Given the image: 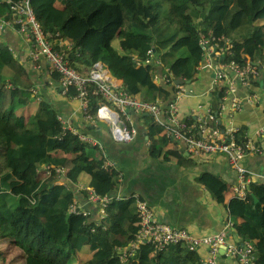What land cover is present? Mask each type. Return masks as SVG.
I'll return each mask as SVG.
<instances>
[{
	"label": "trees",
	"instance_id": "16d2710c",
	"mask_svg": "<svg viewBox=\"0 0 264 264\" xmlns=\"http://www.w3.org/2000/svg\"><path fill=\"white\" fill-rule=\"evenodd\" d=\"M24 1L0 0V22L11 23L5 29L11 25L20 28L16 20L25 15L20 16L14 6ZM29 2L42 29L54 35L55 48L66 54L73 67L83 71V67L89 69L103 62L112 75L123 80L122 89L146 101L161 97L167 102L173 96L169 83L155 82L158 68L154 64L136 65L134 56L143 58L148 50L173 80H193L199 72L205 52L199 44L202 34L220 38L224 48L231 45L233 55L224 51L222 62L235 60L243 64L248 55L252 62L264 63V0ZM151 21L156 22L152 25ZM115 39L122 41V51L114 47ZM60 40L64 41L62 45ZM66 43L71 44L69 49ZM7 67L16 76L4 79ZM18 74L24 77L19 79ZM52 76L60 82L59 74ZM21 81L33 83L18 63L11 44L0 37V260L4 256L3 264H124L117 248L128 245L140 228L136 197L121 199L113 195L121 185L119 171L112 166L105 168L109 159L101 156L99 145L81 140L64 127L56 110V116L39 106L35 112H25L34 102L43 105L47 99L38 91L32 92L34 85L25 86ZM76 93L71 87L65 95ZM224 96L225 88L215 89L211 104L214 114L219 110L217 101ZM100 99L90 93L89 113H94ZM149 116L145 115L152 121L150 151L154 157L170 158L176 154L167 149L171 139ZM185 119L198 125L194 116ZM47 165L52 167L50 175L46 173ZM59 168L66 169V175ZM83 171L91 176L85 185L101 197L113 196L99 220L91 212L95 206L88 202L90 191L79 186ZM202 181L219 199L227 189L213 176H204ZM74 200L90 215L70 213ZM229 214L234 223L232 233L242 241L256 240L255 264H264V185L250 183L245 201L231 199ZM132 261L201 264L200 255L184 244H172L157 253L153 246L143 245L129 263Z\"/></svg>",
	"mask_w": 264,
	"mask_h": 264
},
{
	"label": "built area",
	"instance_id": "2783aa9c",
	"mask_svg": "<svg viewBox=\"0 0 264 264\" xmlns=\"http://www.w3.org/2000/svg\"><path fill=\"white\" fill-rule=\"evenodd\" d=\"M14 9L20 16L25 15L24 18H18L16 23L20 25L19 30L23 34L24 40L31 47V57L38 59L42 55L49 61L52 74L55 73L60 76L58 84L63 88L62 94H66V91L71 87L75 88L77 93L74 96L81 101V108L86 117L109 122L112 125L114 138L128 142L133 139L135 131L133 128H128L127 121L122 120L121 116H127L130 111L138 114L150 113L154 122L164 128L166 137L175 141H183L191 154L198 157L208 155L226 157L238 177V182L234 186V198L243 201L247 199L250 183L254 179L251 172L244 166L243 160L249 154L264 151V128H259L251 135L243 132L242 136L239 137L240 131L238 129L222 127L223 125L219 121L220 117L218 118L220 109L218 110L219 113L214 114L210 105L204 113H201L199 111L202 108L201 104L190 115L195 117L198 125L189 124L179 111V102L184 95V88L182 85L175 84L171 74L168 75L161 62L152 55V50H148L143 58H138L135 55L134 61L137 66L154 64L158 68L154 77L155 82L162 83V85L169 83L168 88L173 92L172 98L167 102L161 97H157L155 101H146L130 95L117 85L115 76L103 62H97L87 73H81L72 66L66 54H62L55 48L52 41L54 35L42 29L29 0H25L22 5L15 4ZM10 24V22H0V31H3ZM219 39L214 35L212 37L205 34L200 36L199 44L205 52L204 61L198 67L199 70L215 73L213 77L214 88H218V91L225 88V94L234 93L240 85L245 87L254 85L255 80L264 72V63L254 64L248 58L247 62L243 64L235 60L222 62L223 52L226 51L228 56H232L233 51L230 44L226 48L222 47ZM63 43L64 41H59L60 45ZM66 45L68 49L71 47L70 43H66ZM218 66L221 71L217 70ZM90 93L101 98L94 113L88 112ZM164 105H168V107L164 108ZM232 105L239 107V101L234 99ZM116 113L118 114L117 119L119 116L120 121L125 126H121L116 121ZM57 118L64 127L68 128L62 115H58ZM126 118L129 120L128 117ZM71 131L83 141L94 145L97 143L86 134L75 130ZM111 166L115 167L114 162L106 160L104 167ZM45 169L46 173L50 175L52 167L47 165ZM58 171L64 173L63 168H59ZM81 187L86 188L84 185ZM86 189L90 191L88 201L100 208L101 217L105 216V207L113 196L101 197L91 187ZM136 204L140 228L128 245L117 248V255L121 263L128 264L135 256L136 251L143 245L153 246L155 253H157L169 245L184 244L190 251H195L200 255L201 264H220L222 259L227 260V264H255L257 258L256 240L242 241L237 235H234L232 233L234 223L230 219L222 231L196 235L186 228L174 227L161 221L155 216L146 200L136 196ZM69 212L76 215H90L89 211L82 209L78 200L73 201ZM233 238H235V242L232 241ZM204 250L205 253H203Z\"/></svg>",
	"mask_w": 264,
	"mask_h": 264
},
{
	"label": "crops",
	"instance_id": "0c3cea01",
	"mask_svg": "<svg viewBox=\"0 0 264 264\" xmlns=\"http://www.w3.org/2000/svg\"><path fill=\"white\" fill-rule=\"evenodd\" d=\"M0 36L6 43L11 44L18 62L22 63L32 78L35 89L58 112L57 116L64 117L68 129L92 137L100 147L101 156L114 162L121 183L114 196L121 199L140 197L148 202L155 216L161 221L174 227L186 228L196 235L222 231L228 220L232 221L229 204L235 197L234 186L238 177L226 157H198L188 151L183 141L175 140L167 145V149L176 151L175 155L170 158L164 155L154 157L149 148L152 121L135 112H130L127 116L120 115L122 120L129 123L128 128L134 129L133 139L128 142L116 140L109 122L86 117L78 98L62 94L58 82L53 79L49 61L42 55L38 59L31 57L30 45L18 29L11 25ZM82 69L81 73H87L90 68ZM115 82L120 87L123 84L121 78L115 77ZM190 84L192 88H184L185 95L179 102V111L183 118L190 116L199 104L202 106L199 111L204 113L214 103L212 72L199 70L195 78L190 80ZM234 99L239 101V107H233ZM217 105L223 128L233 127L239 131L244 130L249 135L264 128V72L255 80L254 85H240L234 93H226L223 99L217 101ZM117 115L116 113V121ZM98 122L108 126H102ZM243 164L251 172L254 182L264 185V151L247 155ZM208 175L227 186L220 196L221 199L215 197L202 181ZM83 184L88 187L84 182ZM79 186H82L81 182ZM86 205L89 204L86 202ZM94 206L96 208L92 207L91 212L98 218V206ZM233 234L236 235L234 232ZM227 262L220 260V264Z\"/></svg>",
	"mask_w": 264,
	"mask_h": 264
},
{
	"label": "rangeland",
	"instance_id": "374dc122",
	"mask_svg": "<svg viewBox=\"0 0 264 264\" xmlns=\"http://www.w3.org/2000/svg\"><path fill=\"white\" fill-rule=\"evenodd\" d=\"M155 22L156 21H151V24L152 25H154L155 24ZM1 38H2V36H0ZM114 47L116 48V50H118V51H122V49L124 48V46H123V44H122V41H120V40H118V39H115L114 41ZM126 45H127V43H125ZM125 48H126V46H125ZM246 58H248L249 60H250V56H248V55H246ZM156 59V58H155ZM204 61V60H203ZM202 61V62H203ZM251 61V60H250ZM19 63V62H18ZM254 64L255 63H259V62H253ZM20 65H22V63L20 62ZM5 70H7L6 71V74L4 75V79H10L9 77H12V76H16V72H14V70L12 69V68H6ZM5 73V72H4ZM19 75V74H18ZM24 77V75L23 74H20L19 75V79H21V78H23ZM25 83L23 84V82L21 81V84H23V85H25V86H28V85H33V83L31 82V81H24ZM182 87L183 88H185V89H191L192 88V84H190V83H185V84H183L182 85ZM38 90L37 89H34L33 88V93H35V92H37ZM185 90H184V95H185ZM183 95V96H184ZM39 99H42V97H39ZM199 100H200V98H198ZM47 103L46 104H38V102H34L33 104H32V107L30 106V108L28 107L26 110H25V112H27V113H29V112H35L36 110H37V108H38V106L39 107H44V108H46L47 109V111L50 113V114H52V115H55L56 116V114H57V112L55 111V109L53 108V107H50L49 105H48V101H46ZM47 106V107H46ZM110 107H113L112 105H110ZM22 112V110H20L19 111V113H21ZM131 112V111H130ZM129 112V113H130ZM142 114H144V113H142ZM100 125H102V126H108L107 124H105V123H100V122H98ZM127 124H129L128 122H127ZM63 171H64V173L62 174V175H66V169H63ZM90 178H91V176H90V173H88L87 171H83L81 174H80V180H81V182H84V183H89V181H90ZM84 184L82 183V186H83ZM105 213H106V211H105ZM232 241L233 242H235V239L233 238L232 239ZM85 253H87V251H84ZM4 261H5V257L3 256L2 257V259L0 260V264H3L4 263ZM129 264H137V262L136 261H132L131 263H129Z\"/></svg>",
	"mask_w": 264,
	"mask_h": 264
},
{
	"label": "water",
	"instance_id": "95a60500",
	"mask_svg": "<svg viewBox=\"0 0 264 264\" xmlns=\"http://www.w3.org/2000/svg\"><path fill=\"white\" fill-rule=\"evenodd\" d=\"M217 70L218 71H221V69H220V67L218 66L217 67ZM215 76V73H212V77H214ZM185 83H190V80H188V81H186V80H184V79H176L175 80V84H179V85H183V84H185ZM62 89V88H61ZM129 111V110H128ZM144 115H151L150 113H144ZM117 121L119 122V124L121 125V126H125V124L123 123V122H121L120 121V119H119V116H118V119H117ZM253 197H254V203H257L258 202V198L253 194Z\"/></svg>",
	"mask_w": 264,
	"mask_h": 264
},
{
	"label": "clouds",
	"instance_id": "9594fccd",
	"mask_svg": "<svg viewBox=\"0 0 264 264\" xmlns=\"http://www.w3.org/2000/svg\"><path fill=\"white\" fill-rule=\"evenodd\" d=\"M4 29H5V28H4ZM17 29H18V31L20 32L19 28H17ZM3 31H4V30H3ZM3 31H2V32H3ZM20 33H21V32H20ZM22 35H23V34H22ZM30 49H31V47H30ZM58 85H59V84H58ZM61 88H62V87L60 86V89H61ZM61 90H63V88H62ZM150 116H151V115H150ZM61 174H62V173H61ZM47 175H48V174H47ZM105 208H106V207H105ZM97 212H98V214H99V216H98V218H97V219L99 220V219H101V218H102V217H101V215H100V208H99V207H98V210H97Z\"/></svg>",
	"mask_w": 264,
	"mask_h": 264
}]
</instances>
